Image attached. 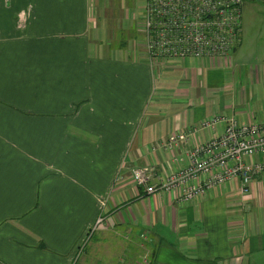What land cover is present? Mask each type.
<instances>
[{
    "label": "crops",
    "instance_id": "1",
    "mask_svg": "<svg viewBox=\"0 0 264 264\" xmlns=\"http://www.w3.org/2000/svg\"><path fill=\"white\" fill-rule=\"evenodd\" d=\"M92 13L88 0H0V264H74L83 250L92 264L108 240L144 236L153 264H264V174L248 194L236 179L185 203L131 177L150 166L156 185L187 166L223 134L212 119L264 122V55L241 28L227 59L153 61ZM182 132L187 144L163 149Z\"/></svg>",
    "mask_w": 264,
    "mask_h": 264
},
{
    "label": "built area",
    "instance_id": "2",
    "mask_svg": "<svg viewBox=\"0 0 264 264\" xmlns=\"http://www.w3.org/2000/svg\"><path fill=\"white\" fill-rule=\"evenodd\" d=\"M245 0H143L141 31L144 47L153 61L227 59L240 43L242 6ZM226 122L222 135L187 152V166L151 185L155 169L132 170L133 182L148 195L180 192L189 202L207 190L236 179L248 194L252 181L264 174V122L239 125L234 119H212L203 127ZM193 132L177 133L163 144L173 150L187 144ZM103 222L99 218L94 229Z\"/></svg>",
    "mask_w": 264,
    "mask_h": 264
},
{
    "label": "rangeland",
    "instance_id": "3",
    "mask_svg": "<svg viewBox=\"0 0 264 264\" xmlns=\"http://www.w3.org/2000/svg\"><path fill=\"white\" fill-rule=\"evenodd\" d=\"M92 6V19L99 29L108 30L116 43L124 44L131 41H144L141 32V14L143 0H88ZM241 28L246 36V51L259 57L264 55V1L245 0L242 6ZM138 168V167H137ZM93 214V207H89V217ZM84 248L89 249L101 232L92 228ZM126 236V234H125ZM111 241V242H110ZM108 240V245L99 251L94 248L88 255L87 261L95 264H153L149 240L144 236L129 239L127 242L117 237ZM125 242V243H122ZM85 250L78 253L74 264H79L84 258ZM85 261V259L83 260Z\"/></svg>",
    "mask_w": 264,
    "mask_h": 264
},
{
    "label": "trees",
    "instance_id": "4",
    "mask_svg": "<svg viewBox=\"0 0 264 264\" xmlns=\"http://www.w3.org/2000/svg\"><path fill=\"white\" fill-rule=\"evenodd\" d=\"M260 1H264V0H260ZM151 264V263H150Z\"/></svg>",
    "mask_w": 264,
    "mask_h": 264
}]
</instances>
